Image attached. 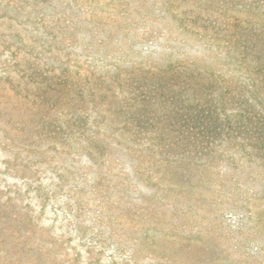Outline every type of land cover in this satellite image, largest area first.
Returning <instances> with one entry per match:
<instances>
[{
	"label": "rangeland",
	"instance_id": "rangeland-1",
	"mask_svg": "<svg viewBox=\"0 0 264 264\" xmlns=\"http://www.w3.org/2000/svg\"><path fill=\"white\" fill-rule=\"evenodd\" d=\"M0 264H264V0H0Z\"/></svg>",
	"mask_w": 264,
	"mask_h": 264
}]
</instances>
